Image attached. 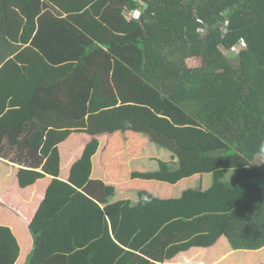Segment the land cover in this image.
<instances>
[{
    "label": "trees",
    "instance_id": "obj_1",
    "mask_svg": "<svg viewBox=\"0 0 264 264\" xmlns=\"http://www.w3.org/2000/svg\"><path fill=\"white\" fill-rule=\"evenodd\" d=\"M0 3L7 40L23 47L0 67V154L15 149L13 160L30 168L18 172L21 188L59 174L57 146L74 132L96 136L133 130L178 157L179 169L171 175L136 177L176 183L220 169L264 172L259 160L264 156V0ZM45 31L54 41L56 36L78 41L83 47L78 62L57 65V53L42 45ZM113 59L192 119L208 143L185 150L154 128L121 124L111 84ZM191 60L195 67H189ZM209 134L218 142L209 143ZM4 138L11 147L2 145ZM19 139L23 145L14 146ZM256 183L258 193L227 229L233 247L249 233L260 239L253 247L264 246V175ZM40 235L33 232L30 260ZM0 246L4 264H17L21 247L8 227L0 226ZM89 262L95 264L93 255ZM164 262L162 246L149 258L134 253L128 258V264ZM42 264H69L68 256L54 254Z\"/></svg>",
    "mask_w": 264,
    "mask_h": 264
},
{
    "label": "crops",
    "instance_id": "obj_2",
    "mask_svg": "<svg viewBox=\"0 0 264 264\" xmlns=\"http://www.w3.org/2000/svg\"><path fill=\"white\" fill-rule=\"evenodd\" d=\"M5 16L0 3V67L23 49L7 40L1 23ZM42 39L43 47L57 53V65L77 63L83 52L72 38L58 41L56 36L54 41L45 31ZM112 63L121 124L154 128L185 150L204 147L194 137L201 130L192 119L115 59ZM22 140L14 146L23 145ZM2 145L12 146L5 138ZM57 149L59 174L46 175L26 189L19 185L18 172L30 168L13 160L15 149L0 154V226L10 228L20 244L17 264H42L58 253L66 254L69 264H90V255L95 264H128L129 254L149 258L160 246L163 264H264V246L253 247L260 242L258 236L239 237L238 248L227 238L228 227L241 218V206L258 193L261 170L220 169L176 183L136 177L171 175L179 169V160L133 130L96 136L74 132ZM239 170L256 174L227 175ZM33 232L41 235L30 260ZM4 256L0 246V264Z\"/></svg>",
    "mask_w": 264,
    "mask_h": 264
},
{
    "label": "rangeland",
    "instance_id": "obj_3",
    "mask_svg": "<svg viewBox=\"0 0 264 264\" xmlns=\"http://www.w3.org/2000/svg\"><path fill=\"white\" fill-rule=\"evenodd\" d=\"M134 15H136V13L134 14ZM188 65H189V67H195L196 65H197V63L195 62V61H193V60H191V61H189L188 62ZM205 135H203V134H197L196 132H194V137H195V139L200 143L201 141H203V142H205L206 141V143H208V140H207V137L205 136ZM209 137V143L212 141H214V142H218L217 141V139L214 137V136H212L211 134H209L208 135ZM210 149H213L214 148V146L212 145V146H210L209 147ZM259 160L261 161V167H263L264 168V156L263 157H259ZM251 173V174H253V175H255L256 173H255V171H252V170H249V171H240L239 170V172H230V173H228L227 175H229V176H241V175H243V174H246V173ZM223 174V173H222ZM262 174V175H261ZM258 175H261V177L264 175V172L263 171H260L258 174H257V176ZM215 176H217V175H215Z\"/></svg>",
    "mask_w": 264,
    "mask_h": 264
}]
</instances>
